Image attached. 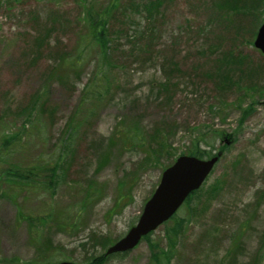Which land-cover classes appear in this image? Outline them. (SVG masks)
<instances>
[{
    "label": "rangeland",
    "instance_id": "374dc122",
    "mask_svg": "<svg viewBox=\"0 0 264 264\" xmlns=\"http://www.w3.org/2000/svg\"><path fill=\"white\" fill-rule=\"evenodd\" d=\"M108 1L95 0L94 6L104 9ZM122 1L120 10L107 7L114 48L109 91L87 106L81 105L91 97L85 88L94 82L99 90L105 87L98 55L84 53L83 13L92 0H0V111L15 112L20 125L22 109L44 91L43 119L50 124L42 130L49 142L42 147L33 137L28 156L56 160L59 152L67 153L53 190L40 186L37 177L22 199L12 192L0 195V264L91 263L108 246L96 239L122 238L162 171L201 140L211 155L223 149L201 187L147 241L102 264H156L150 248L165 250V233L180 220L169 264H219L224 256L223 264H264V58L248 42H218L222 36L228 41L235 24L227 15L221 24L214 20L219 14L212 3L220 0H160V9L148 13L144 0ZM261 5L255 30L264 15ZM209 44L212 52L205 50ZM226 48L250 60L217 68ZM60 59H66L57 72L61 81L48 82ZM168 66L179 70L170 76ZM228 70L240 87L220 92L207 73ZM163 81L168 85L160 90ZM71 119L80 127L66 152L60 134ZM154 132L168 140L169 154L150 153ZM44 215V224L29 223Z\"/></svg>",
    "mask_w": 264,
    "mask_h": 264
},
{
    "label": "trees",
    "instance_id": "16d2710c",
    "mask_svg": "<svg viewBox=\"0 0 264 264\" xmlns=\"http://www.w3.org/2000/svg\"><path fill=\"white\" fill-rule=\"evenodd\" d=\"M94 1L95 0H92V4H90V7L85 8L83 13V23L88 34L87 49L84 53H87L88 51L91 53L92 51L98 55L99 64L97 66V71L98 69L102 70L103 68V71H101V73L102 76L105 77V87H102V89L99 90L97 88L99 83L94 82L89 89L85 88L83 94L90 95L91 97L85 102L82 99L81 105L84 103L87 106H89V104L91 103L97 102V100L95 99L96 97L98 100H100L104 92L109 91L110 83L108 81L109 79L107 70L111 68V52L114 50V48H111L112 40L109 38L111 35L109 23L112 11L115 9L120 10L123 5L122 0H109L105 4L106 7H104V9H100V7L94 6ZM253 1L254 0H220L218 2L212 3L213 10H215V12L219 14L218 17H214L215 21L220 23V20L227 15L226 17L233 18L230 22L235 23L232 26V33L229 34L228 41L224 38V36H222L221 41L218 42H248V44L252 46L251 39L254 38L256 33V13L259 14V11H257L258 6L255 4V2L252 4ZM248 4L250 5V10H248ZM141 5L144 6L142 8L147 13L151 10H159L162 6L160 0H144L143 4ZM109 6L113 7L111 13H109L107 9V7ZM261 7H264V4L261 5ZM231 13H234L233 17H231ZM247 16L249 17L247 25H252V28L248 30L246 29L247 25H243V22L247 18ZM114 40L115 39H113V41ZM206 49L210 52L214 50L213 46H211L210 44L205 48V50ZM221 53L222 54L220 55V58H217L216 61L217 68H220L222 66L230 69L232 68V65L235 66L236 63L243 64L246 62V60H250L246 56V54L239 53V51H236L235 48L228 51L226 48V50L221 51ZM65 60L60 59L58 60V63H54L53 72L47 76L48 82L51 79L53 80V77H58V80L60 79L61 76L57 75V72L60 69H65ZM103 62H105L106 66H104ZM69 63L70 64L67 65L68 68H75L74 62ZM177 70H179L178 67L174 68L168 66L167 71L170 75L172 72H175ZM248 72L247 74H245V76L248 75ZM232 73L233 70L230 73L229 70L226 73H223V71H219L218 73L210 72L207 73V76L209 78L216 79V87L220 92H222L223 89H230L233 86L237 88L240 87V85H238L236 81L232 80ZM165 81L160 84V90L168 85L167 83H164ZM251 88L253 90H257V88L254 86ZM39 93H41L42 95H39ZM45 100L46 93L42 90H39V92H37V94H35V96L33 97V100L31 101L29 106L26 109H22V111L24 112V122L20 125L17 120H15V112L10 113L9 109L0 111V195L12 192L16 195V199H22V194L26 191L27 185L32 183L33 180L37 177H40V186L44 187V185H46V189L52 188L53 190V188H55L59 180L62 178L61 176H63L64 168L62 166V162L64 161L63 158H66L67 153H64L63 151L59 152L61 156H58L56 160L49 154H47L46 156L42 154L35 157L28 156V145L32 142L33 137L39 138L38 141L40 142V145L42 147H47L49 142V139H46V136L43 134L42 130L44 125L46 126L50 124L49 119H43V114L46 111L44 103ZM33 125L36 126L34 131H31L29 126ZM79 127L80 124L76 120L71 119L69 120V123H67L64 127L63 132L60 134V141L62 142V147H65L66 152L69 151L68 146L73 142L75 134L78 133ZM152 139L153 141H156L155 143H153L156 147L149 149L152 155L156 152L159 153L161 150L162 152L169 154L170 145L168 144V140L164 139L162 136L158 137V132H154V137H152ZM201 141H197L196 145L192 147V150L181 155L194 156L200 159L210 157L211 154L200 147ZM64 143H66V145H64ZM51 150L54 151L55 148H52ZM220 151H223V149H220ZM93 156H95L96 158L99 157L96 150L93 151ZM46 217L48 218L49 216L46 215ZM173 218L174 217H172V219ZM33 219L38 221V223H45V215L41 218L38 217L28 219L29 223ZM185 222L186 220H184V223ZM182 223L183 221L180 220L176 222L173 227H170L166 231L165 244H167V246L165 247V250L159 249L157 244L153 248H150L152 252V258L156 264H169V261L173 257L171 255L172 250H174L177 242V237L182 230ZM34 235L36 236V234ZM149 236L150 234L144 237L143 240L147 241L149 239ZM93 237L95 238V235ZM47 241L48 243H51L50 239L44 240V242ZM96 241H98V243H102V248H105L107 245L112 243V241L108 237H104L101 240L96 239ZM127 253L128 252L117 253L109 256L103 254L95 258L92 262L102 264L104 260L108 258L122 257ZM224 258L221 259L219 264H223ZM47 262L48 261L45 260L39 263L41 264ZM252 264L255 263L253 262Z\"/></svg>",
    "mask_w": 264,
    "mask_h": 264
},
{
    "label": "water",
    "instance_id": "95a60500",
    "mask_svg": "<svg viewBox=\"0 0 264 264\" xmlns=\"http://www.w3.org/2000/svg\"><path fill=\"white\" fill-rule=\"evenodd\" d=\"M254 47L264 55V22L257 31ZM225 140L229 144L227 139ZM220 156L221 152L209 159H198L187 155L179 156L172 165L162 172L158 185L145 202L135 225L130 227L122 238L108 246L105 255L132 250L144 236L168 221L190 194L202 185ZM54 264L74 263L63 261Z\"/></svg>",
    "mask_w": 264,
    "mask_h": 264
},
{
    "label": "flooded vegetation",
    "instance_id": "af4514ba",
    "mask_svg": "<svg viewBox=\"0 0 264 264\" xmlns=\"http://www.w3.org/2000/svg\"><path fill=\"white\" fill-rule=\"evenodd\" d=\"M253 42V41H252Z\"/></svg>",
    "mask_w": 264,
    "mask_h": 264
}]
</instances>
